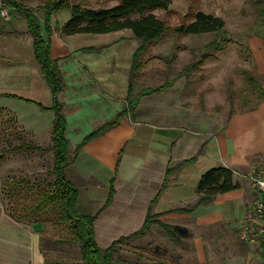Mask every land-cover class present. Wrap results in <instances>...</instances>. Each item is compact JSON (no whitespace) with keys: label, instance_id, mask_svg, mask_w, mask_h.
I'll return each instance as SVG.
<instances>
[{"label":"crops","instance_id":"obj_1","mask_svg":"<svg viewBox=\"0 0 264 264\" xmlns=\"http://www.w3.org/2000/svg\"><path fill=\"white\" fill-rule=\"evenodd\" d=\"M127 31L128 37H117L122 31L66 35V45L54 42V33L51 37V55L65 84L60 100L70 151L74 152L101 126L115 123L83 144L70 166L81 182L77 212L98 215L95 240L102 249L139 230L156 204L157 212L165 214L163 220L172 225L193 219L194 223L186 227H216L236 235V241L217 245L219 234L211 242L196 234L191 239L196 264H264L257 246L239 237L240 224L256 198L247 175L264 159V101L248 113L234 115L227 124L218 119L214 126L209 112L181 103L184 82L178 80L159 92L140 94L136 106L128 110L129 75L140 41ZM43 37L47 38L46 32ZM86 37H98L99 41L80 46L79 41ZM30 46L38 66L32 37ZM0 59L11 60L3 55ZM16 102L35 106L36 122L27 120L29 115H17L13 109L18 106ZM52 104L53 95L40 68L26 61L0 64V111L14 114L23 129L41 142L52 140L49 129L52 133L55 114L43 109ZM221 166L245 173V178L234 175L239 187L185 211L198 200L196 187L201 176ZM5 168L0 164V264H46L41 237L49 225L19 222L8 214L3 195ZM105 180L106 190H102L100 182ZM110 195L112 200L103 208Z\"/></svg>","mask_w":264,"mask_h":264},{"label":"rangeland","instance_id":"obj_2","mask_svg":"<svg viewBox=\"0 0 264 264\" xmlns=\"http://www.w3.org/2000/svg\"><path fill=\"white\" fill-rule=\"evenodd\" d=\"M20 1L28 7L37 8L47 0ZM71 1L83 3L91 8H102L111 7L119 0ZM263 5L264 0H171L168 11L153 10L152 12L165 20L170 27L188 22L197 11L221 17L225 21V30L220 38L225 39L226 47L222 51H210L211 55L206 61L186 69V66L200 61L206 45L213 41L216 35L214 33L180 35L173 31L165 33L162 38L147 45L145 53L140 57L142 65L135 79L134 95L144 88H156L168 81L175 83L181 80L184 82L181 103L198 111L209 112L215 121L214 126H217L218 119L222 120V124H227L234 115L248 113L258 108L264 101V96L246 79V73L256 77L264 87V16L261 14ZM1 9L6 11L7 17L1 14ZM65 12L67 11L52 17V24L55 27L53 41L63 45L67 44L68 37L61 33V30L70 14L69 11V14ZM37 15L45 36L43 14L38 11ZM129 35L130 33L124 30L117 37ZM109 39L112 40V37ZM30 41L31 36L26 30L23 16L12 7L0 4V55L11 58L8 61L4 59L5 62L0 59V64L19 65L20 62L26 61L39 69L32 58ZM98 41V37H86L84 41H79V45H89ZM74 47L77 48V45ZM16 103L18 106L13 109L17 115L20 117L23 114L29 115L27 120L36 122L38 117L33 111L38 110L35 106L23 102ZM24 110H30L29 114L23 112ZM15 133H19L26 141L40 144L46 150L29 153L9 151V144L19 143L14 139ZM49 137L51 138V128ZM0 164L6 165L3 181L5 183L10 181L11 177L27 178L32 182L37 180L41 184L51 183L54 179L51 172L53 167L51 140L39 141L23 129L14 114L10 111L6 113L0 111ZM234 175L245 178L243 171H235ZM67 176H70L68 178L74 183H81L71 171H67ZM105 182L106 180L100 182V189L106 190ZM9 202L11 203L5 198V204ZM192 204L187 207H191ZM155 205L151 211L155 216L151 219L150 229L143 236L118 245L111 264H196L195 249L191 240L196 234L205 237L209 242L219 234L217 245L227 244L231 240L236 241L235 234L228 235L216 227L213 230L186 227L194 223L193 219L178 220L172 225L168 220H163L165 214L157 212ZM109 223L111 224V221ZM162 224L168 226L164 227ZM48 225L49 228L42 239L48 262L85 264L80 242L70 234L67 227ZM218 249L220 251L222 247L219 246Z\"/></svg>","mask_w":264,"mask_h":264},{"label":"trees","instance_id":"obj_3","mask_svg":"<svg viewBox=\"0 0 264 264\" xmlns=\"http://www.w3.org/2000/svg\"><path fill=\"white\" fill-rule=\"evenodd\" d=\"M0 4L12 7L15 12L23 16L28 33L33 40L35 60L53 95L52 106L50 108L43 107V109L51 110L55 114L51 133V150L53 151L51 172L54 176L53 181L41 184L37 180L32 182L27 178H9L10 181L3 182L4 200L7 198L11 201V203L5 204L6 211L19 222L54 224L57 227L66 226L70 234L80 242L85 264H111L117 246L133 238L143 236L150 229L151 219L155 215L149 210L139 230L128 236L120 237L110 246L102 249L95 240L94 222L98 215H82L77 212L78 184L68 178L70 176H67V171H71L70 166L76 160L81 146L102 135L115 123H106L95 130L71 155L68 140L65 137L66 119L63 113V103L60 100L65 84L58 62L51 55V37L55 31L52 17L63 11L70 12V17L61 30V33L67 36L107 34L130 30L134 37L140 41V45L133 56L129 75L128 110H132L136 106L140 94L159 92L174 83V81H168L156 88H144L140 93L134 95L135 79L142 65L140 57L145 53L147 45L159 40L169 31L180 35L214 33L216 38L206 45L200 61L186 66V69L192 68L206 61L211 55L210 51L225 49V39L220 38L225 30V21L213 14L197 11L192 14V19L188 22L170 27L165 20L152 11L155 9L168 11L171 0H119L117 4L111 7L102 8H91L83 3H75L71 0H47L37 8L28 7L20 0H0ZM38 11L43 14V25L47 38L42 35L41 22L37 15ZM261 14L264 16V5L261 8ZM246 79L264 96V87L256 77L246 73ZM14 139L19 143L9 144V151L29 153L30 151L46 150L40 144L26 141L19 133H15ZM238 187L239 184L234 179L232 169L223 166L211 168L201 176L198 182L196 187L197 202L191 209H185V211H192L200 205L207 204L216 196L233 191ZM111 200L112 195H110L103 208ZM177 211L184 212V210ZM162 225L164 227L168 226ZM43 236L44 233L41 237V247L45 254L42 246ZM45 257L46 264H53L48 262L46 254Z\"/></svg>","mask_w":264,"mask_h":264},{"label":"built area","instance_id":"obj_4","mask_svg":"<svg viewBox=\"0 0 264 264\" xmlns=\"http://www.w3.org/2000/svg\"><path fill=\"white\" fill-rule=\"evenodd\" d=\"M1 14L8 16L3 9ZM247 178L256 198L251 211L240 224L239 237L244 243L257 246L264 255V159L255 164Z\"/></svg>","mask_w":264,"mask_h":264}]
</instances>
